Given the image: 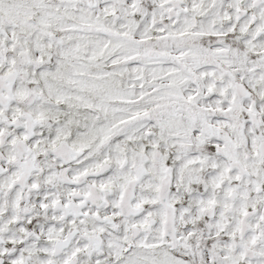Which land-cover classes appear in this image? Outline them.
Here are the masks:
<instances>
[{"label":"snow or ice","instance_id":"snow-or-ice-1","mask_svg":"<svg viewBox=\"0 0 264 264\" xmlns=\"http://www.w3.org/2000/svg\"><path fill=\"white\" fill-rule=\"evenodd\" d=\"M0 264H264V0H0Z\"/></svg>","mask_w":264,"mask_h":264}]
</instances>
